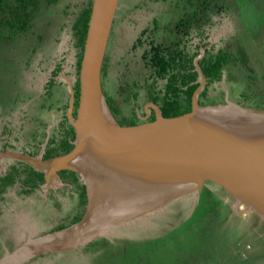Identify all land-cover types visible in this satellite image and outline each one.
<instances>
[{
	"label": "rangeland",
	"instance_id": "rangeland-1",
	"mask_svg": "<svg viewBox=\"0 0 264 264\" xmlns=\"http://www.w3.org/2000/svg\"><path fill=\"white\" fill-rule=\"evenodd\" d=\"M54 1L43 4L26 33L0 38V177L14 165L23 169L19 154L40 153L49 138L60 140L68 127L64 114L78 54L71 27L88 0ZM176 1L118 0L101 74L104 97L114 99L119 109L111 110L114 118L136 116L140 123L154 117L148 88L154 83L161 90L165 81L155 83L147 71L152 44L166 48L176 42L181 51L194 55L195 65L235 37L245 57L242 64L234 65L239 55L229 58L222 79L208 86L200 106L229 102L264 111V0H217L220 12L193 24L180 39L174 37L172 23L178 18L172 13ZM195 68L200 70L198 64ZM249 72L259 87L257 81L249 83ZM14 186L0 199V262L29 242L66 232L52 231L79 212L75 188L62 180L43 184L30 195L21 194V183ZM156 200L151 196L144 206L134 201L135 207L128 202L122 209L135 215H116L113 224H105L89 242L80 244L74 238L53 250H30L19 264H264V222L242 206L234 211L232 199L219 189L206 184L155 213L145 212Z\"/></svg>",
	"mask_w": 264,
	"mask_h": 264
},
{
	"label": "water",
	"instance_id": "water-1",
	"mask_svg": "<svg viewBox=\"0 0 264 264\" xmlns=\"http://www.w3.org/2000/svg\"><path fill=\"white\" fill-rule=\"evenodd\" d=\"M117 2L92 3L75 116L73 87L66 111L75 134L72 150L49 160L42 159L44 150L35 157L19 154L17 160L43 173L44 184H50L53 178L60 182L58 173L62 170L78 175L86 187L87 205L82 219L70 228L73 231L89 224L95 208L86 181L89 176L97 182L101 178L108 189L100 192L104 194L100 201L105 202L109 198L133 202L141 186L143 195L157 198L154 207L145 209L153 213L210 184L232 199L234 211L242 206L264 222V111L229 102L201 107L198 98L206 79L196 69L199 87L190 112L165 118L159 107L151 104L155 109L153 120L126 126L115 121L103 94L101 69ZM220 112L227 117L216 118L221 117L217 114ZM118 175L123 176L119 183ZM129 182L131 186L127 187ZM94 236L81 242L78 235L79 243L89 242Z\"/></svg>",
	"mask_w": 264,
	"mask_h": 264
},
{
	"label": "trees",
	"instance_id": "trees-1",
	"mask_svg": "<svg viewBox=\"0 0 264 264\" xmlns=\"http://www.w3.org/2000/svg\"><path fill=\"white\" fill-rule=\"evenodd\" d=\"M54 0H0V38L14 39L18 35L26 33L32 26L35 14L39 10H44L45 6L51 5ZM187 3L192 10L190 18L184 20L181 18L178 22L177 28L179 30L186 29V32L191 28V22L194 21L197 14L199 4L196 0H183ZM93 0H88L81 10L78 12L75 21L72 23L73 38L75 39V47L78 50V54L75 62V76L74 92L75 102L73 115L75 116L76 107L79 97V71L82 61L84 43L88 30V23L90 20V14L92 10ZM181 5V3H180ZM179 5V6H180ZM215 3L212 0H204L203 8L213 7ZM6 35L3 36V35ZM150 56L145 59L147 62L146 68L150 74V78L156 83L159 80H164L165 85L161 90L156 89L153 83L148 88V99L153 104L157 105L161 111V114L165 118L176 117L186 114L191 111L192 97L196 89L199 87L198 71L193 63V56H189L179 49L177 43L168 47H155L152 44V50ZM229 62V55L223 52L219 54L211 55L209 52L207 55L198 60V66L202 71L207 87L199 95V105H204L203 101L207 98L208 86L212 83L219 82L222 79L224 67ZM60 70V66L57 67L55 75ZM104 72V61L101 69ZM51 87L55 81H50ZM107 106L111 113V110L119 112L118 106L114 99L105 97ZM2 100L0 99V104ZM115 112V113H116ZM112 115V113H111ZM113 116V115H112ZM114 118V116H113ZM115 119V118H114ZM153 120V116L150 118ZM64 120L68 123L67 117L64 114ZM115 121L121 125H134L139 123V119L135 116L134 119H123L121 121ZM64 134L60 140H54L49 138L44 148L42 155L43 160H49L55 157H59L69 153L73 148V141L75 139L74 130L68 123L66 129L63 128ZM39 153L35 151L30 153V156L35 157ZM23 169L17 166H12L2 177H0V199H4V194H7L10 189L14 188L16 183H21V194L30 195L32 192L45 183L44 175L41 172L34 171L26 164L23 165ZM25 176L21 178V176ZM58 176L63 183L68 184L75 188L79 199V212L69 219L68 224H58L52 232L61 231L67 227L78 223L86 210L87 196L86 187L80 182L78 175L69 170H62L58 173ZM1 215V207H0Z\"/></svg>",
	"mask_w": 264,
	"mask_h": 264
},
{
	"label": "bare ground",
	"instance_id": "bare-ground-1",
	"mask_svg": "<svg viewBox=\"0 0 264 264\" xmlns=\"http://www.w3.org/2000/svg\"><path fill=\"white\" fill-rule=\"evenodd\" d=\"M216 110H218V109H216ZM213 111H215V110H213ZM202 113H204V110H202L200 112V114H202ZM217 114L221 117H216V118L227 117V116H225L226 113H224V112H220ZM83 138H84V136H83ZM122 178H123L122 175H118V177H117L118 183L121 181ZM52 180H57V179L53 178ZM86 181L88 183L89 196L91 197V201H93L92 202L93 206H95V208L92 210V217L89 220V224H86L83 228H78L75 231H73V230L66 231L63 233H59L57 235L47 237L46 239H42L40 241H36V242L34 241V242L24 246L20 250H18V252L15 253L14 255L7 256L6 259H4L0 262V264H19L24 259L25 256L29 255L27 253L30 250L32 251L31 253H33L34 251L40 252V251L53 250V249L57 248L55 246L70 244L74 240V238H75L74 241H77V243H79V241L81 239L78 240V238H77L78 235L82 236L81 242H83V240H86L91 236L93 237V235L97 236L98 234H101L104 231L103 228L108 226V224L110 222L112 223L113 218L117 219L116 217L118 216L119 219H121L128 214H130L129 217L135 215V213H133L132 210L127 211V209H122V208L128 207L129 205H130V207H135L138 205L144 206L145 202L148 201V199H151V196L149 194H147V195L142 194L144 192L142 190V187L140 186L141 188L138 187L139 191L137 192L139 194L137 195L136 200H135V202L137 201L136 202L137 204L133 203L134 202L133 201L132 203L127 205L128 202L125 203V200H124V203H122L120 201H116V199H111V198H109L106 202L100 201V199L102 197H104L103 196L104 194L100 193L101 190L102 189H104V191L108 190L101 183V178H99V180L97 182L95 180H91V177L89 176ZM126 186L130 187L131 183L130 182L127 183ZM126 197L127 196H125V198ZM154 197L155 196H152V198H154ZM141 203H143V204H141ZM131 204H136V205L132 206ZM118 209H120V210L118 212H116L115 215L112 216V218H110L108 216L112 212H114ZM138 210L139 209L137 208L136 212L141 211V210H139V211ZM105 224H107V225L105 226Z\"/></svg>",
	"mask_w": 264,
	"mask_h": 264
},
{
	"label": "flooded vegetation",
	"instance_id": "flooded-vegetation-1",
	"mask_svg": "<svg viewBox=\"0 0 264 264\" xmlns=\"http://www.w3.org/2000/svg\"><path fill=\"white\" fill-rule=\"evenodd\" d=\"M219 2H220V0H218ZM196 2H198V4H199V8H198V11H197V14H196V16H195V19H194V21L192 20V22H191V27L193 26V24H196L197 26H198V24L200 23V24H203L204 22H206L207 21V19L208 18H212L215 14H217V13H219L220 11H219V4L217 3V0H212V2L213 3H215V5L211 8V7H208V8H206V9H204L203 8V4H204V0H196ZM222 2V1H221ZM180 3H181V5H180ZM223 3V2H222ZM180 5V6H179ZM226 5V4H225ZM226 8H228V5H226ZM172 13H173V16H175L176 14H178V18L176 19V17H175V20H172V23H174L173 25H174V27H175V35H174V37L175 38H177V39H180V37L182 36V35H187V33L188 32H186V29H181V30H179L178 28H177V26H178V22H179V20H181V18H183L184 20H186V19H188V18H190L191 17V15H192V10L190 9V7L188 6V4L185 2H183V0H177L176 1V3H175V7H174V9H173V11H172ZM176 42H173V43H171V45L172 44H175ZM237 42V39H236V37L235 38H233V40L232 39H230V41L229 42H227L221 49H220V51L217 53V54H219L220 52H223V53H226V54H228L229 55V58H232V57H235V55L237 56V58H238V55H239V60H238V62H237V64H234V65H236L237 67L238 66H240L241 64H242V60H243V58H245L244 56H243V54H241V51H242V49H241V46H240V44ZM237 51H238V53L239 54H237ZM216 54V55H217ZM230 63V62H229ZM228 63V64H229ZM243 65L245 66V62L243 63ZM253 75H255V74H251V72H249L248 74H247V77L250 79V81H249V83L250 82H255V81H257L256 82V86L257 87H259L258 86V80H255V79H253L252 80V77H253ZM255 86V87H256ZM249 88V87H248ZM259 90V89H258ZM257 90V91H258ZM263 95V94H262ZM255 99H256V97H254ZM255 107V106H254ZM76 113V112H75ZM154 118V117H153ZM150 121V120H149ZM53 183L54 182H58V180H51Z\"/></svg>",
	"mask_w": 264,
	"mask_h": 264
},
{
	"label": "crops",
	"instance_id": "crops-1",
	"mask_svg": "<svg viewBox=\"0 0 264 264\" xmlns=\"http://www.w3.org/2000/svg\"><path fill=\"white\" fill-rule=\"evenodd\" d=\"M59 182V181H58ZM57 182V183H58ZM55 183V182H54ZM60 183V182H59ZM18 240L20 241V237L18 236ZM30 243H32V242H29V243H27L26 245H28V244H30ZM26 245H24V246H26ZM24 246H22V247H20L19 249H17L14 253H12L11 255H14L15 253H17L18 252V250H20L21 248H23ZM10 254L8 255V256H11Z\"/></svg>",
	"mask_w": 264,
	"mask_h": 264
}]
</instances>
